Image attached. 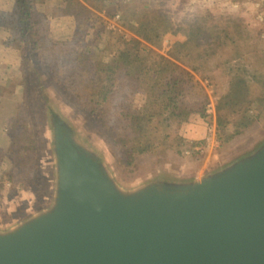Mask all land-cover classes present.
<instances>
[{
	"label": "water",
	"instance_id": "water-1",
	"mask_svg": "<svg viewBox=\"0 0 264 264\" xmlns=\"http://www.w3.org/2000/svg\"><path fill=\"white\" fill-rule=\"evenodd\" d=\"M49 104L54 199L0 232V264H264V133L207 168L125 187Z\"/></svg>",
	"mask_w": 264,
	"mask_h": 264
},
{
	"label": "trees",
	"instance_id": "trees-1",
	"mask_svg": "<svg viewBox=\"0 0 264 264\" xmlns=\"http://www.w3.org/2000/svg\"><path fill=\"white\" fill-rule=\"evenodd\" d=\"M83 1L89 6L77 2L86 15L80 16L82 12L72 15L77 22L72 39L79 46V57L85 52L92 54L83 43L100 20L104 23L90 6L102 10L108 3V0ZM35 3L36 0H15L9 13L8 27L20 37L24 62L34 58L40 67L67 87L77 103L110 130L119 145L132 156L153 154L163 148L184 157L187 151L196 153V148L204 146L205 139L181 132V128L198 110L197 97L189 94V88L195 84L191 70L197 73L213 66L216 71L225 65L213 63L215 58L225 63L236 60L230 70L226 65L221 67L226 81L221 82L219 89L216 87L214 94L215 141L226 146L259 118L261 108L264 111V49L252 47L254 63L247 69L244 61L249 60V56L243 53L250 54L247 42L254 38V31L239 14L195 13L183 22L174 23L168 14L156 10L155 4L147 0L141 10L133 12L134 23L126 25L135 36L125 35L122 47L114 55L110 54V47L99 45L100 52L108 53L94 55V61H87L75 79L79 57L69 59L57 55L56 41L47 33V24L41 21V12ZM167 34L175 37L168 56L144 43L160 45ZM98 61L105 66L101 68ZM40 70L36 68L37 75L42 78ZM134 90L155 95L158 106L150 110L146 103L133 109L129 100ZM25 112H19L13 121L14 140L2 143L0 148V161L5 164L1 172L15 184L26 180L35 170L34 151L26 146L27 143L33 145L32 137L29 138L30 122L20 117ZM229 124L232 131L228 130Z\"/></svg>",
	"mask_w": 264,
	"mask_h": 264
},
{
	"label": "rangeland",
	"instance_id": "rangeland-1",
	"mask_svg": "<svg viewBox=\"0 0 264 264\" xmlns=\"http://www.w3.org/2000/svg\"><path fill=\"white\" fill-rule=\"evenodd\" d=\"M15 1V0H13ZM36 0V7L41 12V21L47 24L46 31L55 39L56 53L61 58L79 57L78 45L72 39L77 22L73 14L86 15L78 2L85 7L87 3L83 0ZM147 0H108L102 10L90 6L101 20L90 31V38L83 46L89 49L81 53L78 69L74 78H78L80 70L87 61H94V55L107 54L108 51H99L100 47L111 48V55L116 54L122 47L125 35H134L133 31L126 25L134 23L133 12L141 10V6ZM8 0H1L0 6L7 5ZM156 10L169 15L174 23L183 22L195 13H210L214 16L224 14H239L245 18L254 31L253 39L249 44V60H245L247 69L254 63L253 49H264V7L260 0H151ZM103 5L102 3L98 4ZM58 7V10L57 8ZM123 7V10L120 9ZM9 15L3 17L4 28L0 27V148L2 143L14 140L12 128L13 121L19 116V112L26 111L22 118L30 122V136L32 143L26 146L34 151L32 163L35 170L30 177L23 182L15 184L9 176L1 172L5 164L0 161V232L13 229L27 217L38 214L47 209L54 199L55 185V161L51 149L50 130L46 129V121L41 106H47L51 116L52 109H57L68 120V123L78 131V136L89 147L96 150L104 158H108L114 170L117 171L121 184L125 187H135L148 180L155 170L160 167L169 171L192 172L207 168L209 165L220 162L236 151H240L261 134L264 133V111L259 118L243 131L241 135L233 138L226 146H220L215 141L216 132V100L217 86L226 81L222 66L231 69L236 60L232 59L228 65L225 60L215 58L213 63L225 64L213 71V66L194 74L195 84L189 88L190 95L195 94L198 110L188 121H186L181 132H189L196 135L198 139H205L204 146H200L196 153L192 150L186 152L183 157L176 156L174 152L161 148L160 152L144 155H130V153L119 145L113 133L102 126V124L90 115L89 112L77 103L76 97L71 91L62 85L56 78L49 74L46 69L40 67L32 58L30 62H24L22 42L19 35L8 27ZM99 19V18H96ZM124 20L126 24H124ZM212 22H215L211 19ZM102 36V38H101ZM93 39L95 41L93 42ZM175 37L167 34L160 45L144 42L148 47L158 53L168 56V51ZM13 46V48H12ZM252 47H254L252 49ZM16 49V52H14ZM12 57V58H11ZM35 57V54H34ZM108 57V56H107ZM12 61V64H11ZM104 61V60H102ZM99 62V61H98ZM238 62V60H237ZM26 63V65H25ZM102 68L104 62H99ZM36 68H40L42 78L37 75ZM218 83V84H217ZM254 88V87H253ZM260 88V85H259ZM255 89V88H254ZM133 109H139L147 103L149 109L158 106V97L148 96L144 91L134 90L129 100ZM49 104V105H50ZM232 120V117H230ZM27 120V121H28ZM23 124V122H22ZM228 130L232 131L231 124ZM50 135V136H49ZM7 142V143H6ZM163 149V150H162ZM177 173V172H176ZM150 176V177H149Z\"/></svg>",
	"mask_w": 264,
	"mask_h": 264
},
{
	"label": "crops",
	"instance_id": "crops-1",
	"mask_svg": "<svg viewBox=\"0 0 264 264\" xmlns=\"http://www.w3.org/2000/svg\"><path fill=\"white\" fill-rule=\"evenodd\" d=\"M8 1L9 2L7 3V5L0 6V27H2V28H4L6 26V24L3 23V17L6 16V15H9V13L11 12L12 7L14 5V1L13 0H8ZM7 17H9V16H7ZM12 48H13V46H12ZM14 52H16V49H15ZM11 64H12V61H11Z\"/></svg>",
	"mask_w": 264,
	"mask_h": 264
}]
</instances>
